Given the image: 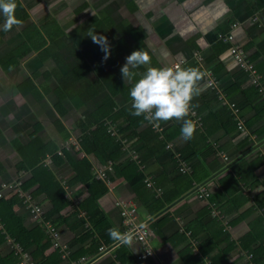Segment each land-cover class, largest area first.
<instances>
[{
    "label": "crops",
    "instance_id": "crops-1",
    "mask_svg": "<svg viewBox=\"0 0 264 264\" xmlns=\"http://www.w3.org/2000/svg\"><path fill=\"white\" fill-rule=\"evenodd\" d=\"M17 5L15 15L23 24L8 32L0 27V55L44 41L46 48L51 44L48 35L52 33L56 50L63 58L60 68L64 72L77 65L76 44L93 46L89 55L78 63L81 68L91 67L92 81L99 79L100 72L111 71L117 65L122 67L126 57L139 49L149 52L150 67L182 63L207 73L200 82L203 91L192 101L195 107L186 117L197 122L191 140L182 138V121L161 122V129L154 130L161 135L165 147L158 157H148L141 138L152 135L153 127L148 121L134 129L127 128L126 117L112 122L111 142L114 148H119V156L107 164L90 156L97 179H100L98 172L105 170L103 181L108 191L93 197L81 182H78L81 189L62 182L68 197L71 190L75 196L78 193L82 196L78 195L74 203L77 215L69 221L70 225H75L74 229L66 224L56 228L61 233L57 239L61 242L59 246L55 245L56 238L43 232L49 237L43 251L45 264H54L57 260L56 264H253L255 252L264 253V87L255 84L254 77L240 66L231 50L233 45L244 49L264 84V0H17ZM3 23L4 17L0 14V26ZM225 32L232 33L234 39L221 41L220 34ZM90 33L107 37L110 46L107 60L103 59L105 53L92 41ZM40 52L32 50L9 72L0 67V77L17 74L15 78L20 79L17 85L8 87L22 98L26 111L32 107L40 113L38 122L23 118L14 136L8 139L9 146L5 150L13 149L16 158L19 157L9 172L13 177L19 171L31 177L18 150L20 144L32 153L28 147L36 136L51 138L57 144L59 138L63 139L55 123L57 136L44 130L46 116L43 117L44 112L40 110V107L48 108L42 102L44 99L38 101L32 94L22 95L18 89L30 76L35 77L37 84H53L52 70L57 64L50 56L42 58ZM70 60L73 63L67 66ZM40 61L53 65L49 73L52 80L43 79L38 83L39 72L42 74L38 67L43 65L45 71L48 64ZM142 68L146 71V67ZM139 69L135 71L142 74ZM139 79L137 75L125 82L122 77L130 90ZM1 89L0 104L4 99ZM131 104L132 99H126L123 94L113 97L109 91H104L79 108V119L108 106L131 109ZM58 118L59 115L54 120ZM10 121L15 123L13 119ZM38 124L42 125V130L35 133ZM30 125L34 130L28 132ZM71 132L74 136L67 142L70 145L76 142L77 134L79 138L82 135L79 128ZM2 133L0 126L1 139ZM25 133L33 136L29 144L23 141ZM79 156L84 157L86 153L81 151ZM131 160L139 163L147 175L140 196L120 173V168H125ZM15 167L19 168L17 172ZM200 189H205L209 196H201ZM21 190L26 191L23 186ZM26 192L35 200L38 186ZM41 194L47 201V211L51 205L45 194ZM95 203L99 206L96 211L104 210L106 217L102 225L92 228L87 209ZM151 209L155 211L152 213ZM14 210L28 227V217L25 221V215L17 207ZM37 224L35 222V226ZM137 225L149 231L147 242L136 237L131 246L106 241L110 238L109 228L128 232ZM89 229L92 235L87 237ZM104 229L107 234L102 238ZM5 238L0 244V264H24L20 255L18 260H5L15 253L11 242L15 239L10 235ZM96 241L102 244L94 248L96 251L84 252L95 247ZM36 248L35 245L23 248L32 263L31 254ZM62 252H67L68 256H63Z\"/></svg>",
    "mask_w": 264,
    "mask_h": 264
},
{
    "label": "trees",
    "instance_id": "trees-1",
    "mask_svg": "<svg viewBox=\"0 0 264 264\" xmlns=\"http://www.w3.org/2000/svg\"><path fill=\"white\" fill-rule=\"evenodd\" d=\"M48 37L51 40V44L46 48H44L46 44V41H44V43L40 42L34 46L23 45L1 54L0 67H2L5 72L11 71L21 63V59L25 55L34 49L37 51L41 50L40 55L42 58L50 56L54 59L57 66L52 70L54 77L53 84H48L47 82L37 84L34 79L35 77L30 76L18 86V89L20 94H32L38 101L44 99V97L51 93L56 95L59 99L56 108L60 113V117L56 119L54 123L63 140L67 142L74 136V133L67 128L62 120V115L66 112V108L63 104L66 99L70 100L76 108H80L101 96L104 91H109L113 97L118 94H123L126 99L130 100V89L122 80L120 65H117L111 71L100 72V77L97 81H92L89 77L91 67L81 68L80 65L78 66V63L80 64L85 56L89 55L90 49L93 47L90 44H76L74 47L78 51L76 67L67 72L62 71L60 65L63 62V58L56 50L54 44L55 37L52 33H49ZM142 69L143 68L140 67L139 70L141 73H144L145 71ZM132 111V108L116 109L108 106V108L96 110L88 114L86 117L77 120L78 128L82 134L79 138L80 146L79 150L76 152L77 156L69 151L66 146H60L53 139H47L42 136H36L31 142V146L34 148L35 152L40 153L42 158H47L62 150L67 161L70 162L74 177H76L77 180L88 189L89 194L93 197L98 194H105L108 191V186L103 179H97L94 174V165L90 160V156L94 155L102 164H107L110 161H115L117 159L120 150L118 147L114 148V145H112L111 142L113 138L110 132L112 122H116L120 118L126 117L127 128L134 129L147 121L143 116L136 117L131 115ZM36 126L37 129L35 133L42 128L41 124ZM151 130V136L142 135L141 138L146 144L145 146L148 150L146 154H148V157H158L160 154L159 152L165 147V144L161 135L153 128H151ZM72 146L78 148V144L74 145L72 143ZM18 150L23 158L24 165L31 171V177L22 185L23 189L29 191L31 188L38 186V192L44 193L51 205V208L44 214L45 220H50L51 225L56 228L62 224H66L71 229H74L75 225H70L69 221L77 215L78 208L75 207L68 198V192L64 183L58 179L45 161H39L36 159L32 153L27 151L26 147L20 144ZM81 151L85 152L86 156H79L81 155ZM145 157L146 156H144V158ZM120 170V173L128 181L130 187L140 196V189L145 186V179L147 177L143 170L140 169V164L131 160L125 168H120ZM109 177L111 179L113 178L110 174ZM206 196H209L208 192ZM15 203L14 200H7L6 198L0 199V244L5 241L6 235H10L16 242L23 246L24 250L30 245H35L37 248L31 254L33 261L32 264H45L46 257L44 256L43 251L47 246L48 240L40 229V226L29 229L23 225L22 218L19 217L14 210ZM71 204L72 209L68 213H63L64 209ZM97 207L99 206L95 203L87 209L88 218L93 224L92 228H96L100 224L102 225V222L106 217L104 210L101 209L100 211H96ZM154 211V209H151L152 213ZM106 232L105 229L102 231V238L107 234ZM90 234L92 235L91 229L87 231V237H90ZM106 241L110 242L112 239L109 238L106 239ZM95 243H97L95 244V247H89L91 249L84 252L91 254L94 250L96 251L94 248L102 245L101 241H96ZM102 243L105 242L102 241ZM117 257L121 260L120 254H118ZM263 258V251L257 250L252 257V262L253 264H261ZM13 259L18 260V255L12 253L10 254V258L5 260L11 262L10 260ZM57 261L59 262V260ZM57 261L54 264H56ZM122 262H125L123 258Z\"/></svg>",
    "mask_w": 264,
    "mask_h": 264
},
{
    "label": "clouds",
    "instance_id": "clouds-1",
    "mask_svg": "<svg viewBox=\"0 0 264 264\" xmlns=\"http://www.w3.org/2000/svg\"><path fill=\"white\" fill-rule=\"evenodd\" d=\"M17 7V0H0V14L4 17V23L0 27L4 32L11 31L14 26H22L23 21L15 15ZM89 36L94 43L101 46L105 53L103 59L107 60L110 55L107 37L95 33H90ZM151 60L148 51L134 50L126 57V62L120 69L125 82H130L140 75V79L130 90L133 110L131 115L143 116L155 130L161 129V122L182 121V138L185 141L191 140L197 130V122L186 117L195 107L192 101L203 91L200 82L207 73L198 67L184 66L182 63L150 67ZM140 67H146L142 74L135 71ZM108 235L120 245L131 246L136 231L121 232L113 227L108 229Z\"/></svg>",
    "mask_w": 264,
    "mask_h": 264
},
{
    "label": "rangeland",
    "instance_id": "rangeland-1",
    "mask_svg": "<svg viewBox=\"0 0 264 264\" xmlns=\"http://www.w3.org/2000/svg\"><path fill=\"white\" fill-rule=\"evenodd\" d=\"M26 30H29V28H26ZM29 33H31V31L27 32V34ZM29 36H32V34H29ZM72 61L73 60H70V62H67L66 65L71 66V64L73 63ZM40 62L48 63L46 61H40ZM48 64L46 65L45 71L43 65L42 67H38L42 72V74L39 72V78L37 79L38 83L42 82L43 79L52 80L51 77L49 76L50 75L49 73L51 72L53 65H50V62ZM51 64H53V62H51ZM16 75L11 77L4 76L3 78H5V80L2 77H0V88H2L1 90H3L2 96L4 98L2 104H0V126L3 130L2 133L3 139L0 138V199L6 198L7 200H14L16 202L14 204V208L17 207V210L19 212H22L23 215H25V221L26 218L28 217L26 221L27 226L30 228H35L36 227L35 222H36L38 223L37 226H40V229L43 230L44 233L48 234L50 233V231L48 230L50 221L45 220L44 218V214L48 211V210L46 211L47 201L44 200V197L41 196L42 194L40 192H37V194L39 193L37 197L40 198L38 199L36 197L37 200L35 198H34L35 200H32L33 197L30 198L31 195L28 192L26 191L23 192L21 190L22 188L21 184L26 180H28L30 174H27L24 171L17 172L18 167L14 168V171L17 172L16 177H13L11 176V174H9V172L11 171L10 169L13 168L16 165V162L19 161L18 160L19 157L16 158L15 156L16 151H14L13 149L11 151L5 150V147L9 146L8 139L14 136V133L16 129H18L19 127L18 125L20 124V121L23 118L29 121L31 120L38 122L39 114H40L39 111L37 112V110L34 108L32 109V107L30 109L28 107L29 110L26 111V109L24 108V103L22 101V98H20L17 92H15L14 90L11 91V89L8 87L11 84H13V86L18 84V81H20V79L15 78ZM16 93L19 97L16 96ZM47 96L48 97L47 98L45 97L42 102H44L45 103L44 106L48 108L40 107V110L44 112L43 117L46 116L44 118V124H45L44 130H47L52 135L57 136L58 133L56 132L53 123L55 121L54 118L58 117V115L60 117V113L56 108V104L59 102V99L56 97L55 94H50ZM63 104L67 106L66 112H64V114L62 115L63 121L65 122L69 130L76 131L78 129L77 120H79V108H76L74 104L68 99H66L63 102ZM10 119H13L15 123L11 122ZM27 130L28 132H30L33 131L34 128L30 125L27 127ZM46 134H48V132ZM79 135L80 134H77L76 138L74 139L76 142H72L74 145L78 144V148H79ZM32 137L33 136L29 135V133L27 134L25 133L22 138L24 139L23 140L24 142H27L29 144V142H31L32 140ZM67 142H69V140ZM67 142L59 138L58 144H60V146H67L69 151L75 154L77 152L76 150L77 148H74L72 145L67 144ZM28 148L30 149L32 154L36 155V158L39 161H41L42 157L40 153L35 152L31 144L29 145ZM3 155H6L5 159L2 158ZM75 156L77 155L75 154ZM43 160L46 162V164H48L49 168L53 170V172L58 177V179L61 180V182H64L67 185H69V183L75 184L77 188L81 189L80 183H78L79 181L77 180V178L71 175V173L73 172L72 167L70 165V162L67 161V158L62 150L58 151L54 155H50L47 158H43ZM4 164H6L7 167H5ZM80 189L78 190L80 191ZM74 194L75 192L71 190L68 197L70 198V201L73 203V205H75L74 203L77 201L78 195L79 197L82 196L81 193H78L77 196H75ZM70 208L72 209V204L69 205L67 208H65L63 213H68ZM59 232L61 231L59 230ZM52 236L53 238H56L55 240L56 247L59 246L61 242L57 241V239L61 237V233H58L57 236L51 234V237ZM47 240L49 242V237L47 238ZM62 253L63 256L65 255L68 256L67 252H62Z\"/></svg>",
    "mask_w": 264,
    "mask_h": 264
},
{
    "label": "built area",
    "instance_id": "built-area-1",
    "mask_svg": "<svg viewBox=\"0 0 264 264\" xmlns=\"http://www.w3.org/2000/svg\"><path fill=\"white\" fill-rule=\"evenodd\" d=\"M219 38L222 41H231L234 39V35L232 33H229V32L226 33L225 32V33H221ZM231 51H232L233 55L235 56L237 62L240 64V66L245 68L251 74V76L254 77L255 84L257 86L264 87V84L260 81V74L258 73L257 69L254 67V64L248 58L244 49L238 45H233ZM98 176L102 179H105L106 178L105 170L103 169V171L102 170L99 171ZM200 195L205 197L207 195L206 190L200 189ZM147 217L149 218V217H151V215H148ZM48 230L50 231L51 234L57 236L58 231H57L56 227L51 225V223H49ZM131 231H136V236H135L136 239H138L139 241L144 242V243L147 242V240L149 238V231L145 227L139 228V225H137L136 227L131 228ZM12 250L17 255H20V257L23 258L24 264H32L31 260L28 257V254L23 252L22 246L13 239H12Z\"/></svg>",
    "mask_w": 264,
    "mask_h": 264
}]
</instances>
